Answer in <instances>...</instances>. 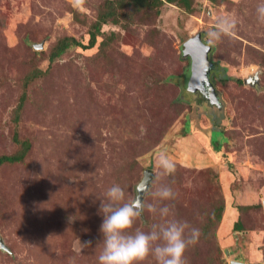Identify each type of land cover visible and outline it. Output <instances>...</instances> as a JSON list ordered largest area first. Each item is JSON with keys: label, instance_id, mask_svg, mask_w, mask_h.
I'll return each instance as SVG.
<instances>
[{"label": "rangeland", "instance_id": "obj_1", "mask_svg": "<svg viewBox=\"0 0 264 264\" xmlns=\"http://www.w3.org/2000/svg\"><path fill=\"white\" fill-rule=\"evenodd\" d=\"M105 1L0 0V155L16 150L15 133L31 144L23 162L0 167V240L9 249H0V264H97L100 199L113 184L135 198L146 169L154 179L143 203H157L151 192L167 184L175 199L161 205L200 233L223 199L209 238L185 252L188 264H264V22L255 11L264 0H194L193 14L163 3L104 25L93 48L71 47L50 62L58 39L88 43ZM218 15L236 29L211 46L209 60L221 69L210 79L216 106L186 89L181 47L198 32L206 43ZM34 69L43 73L15 123ZM256 73V86L245 82ZM221 132L226 142L215 151L209 136L222 142ZM161 151L175 164L171 175L156 167ZM158 222L145 208L130 231Z\"/></svg>", "mask_w": 264, "mask_h": 264}, {"label": "clouds", "instance_id": "obj_2", "mask_svg": "<svg viewBox=\"0 0 264 264\" xmlns=\"http://www.w3.org/2000/svg\"><path fill=\"white\" fill-rule=\"evenodd\" d=\"M76 2L81 6L84 4V0ZM255 11L257 19L264 22V3L258 4ZM235 29L234 19L218 15L206 32V46L231 36ZM156 167L162 176L175 172L174 162L163 151L156 156ZM143 190L142 186H137V191ZM151 195L157 203L145 205L139 198H127L119 184H113L106 190L98 209V215L103 217L99 229L103 239L96 247L99 249L97 264H143L149 256L155 259L156 264H188L185 252L198 242L200 229L185 220L176 219L172 205H161L160 202L175 199L170 186L162 184ZM145 208L158 215L160 222L151 224L148 231H130L135 221L142 217ZM80 246L83 248L88 245Z\"/></svg>", "mask_w": 264, "mask_h": 264}, {"label": "trees", "instance_id": "obj_3", "mask_svg": "<svg viewBox=\"0 0 264 264\" xmlns=\"http://www.w3.org/2000/svg\"><path fill=\"white\" fill-rule=\"evenodd\" d=\"M211 4L215 3H221L222 0H208ZM194 0H106L97 11V16L95 19L91 22L90 25V31H89V40L87 44H82L78 42L73 37L65 36L63 38L58 39L55 44L50 49V55L49 60L50 62L54 61L55 59L62 56L66 50H68L71 47H79L83 50L91 49L96 44V39L99 35L102 36V27L106 24H117L119 22V18H125L126 16L130 19L140 13L148 12L150 10H156L159 6H161L163 3L173 4L177 3L181 8L184 9V11L187 14H193L194 9H192ZM74 20L78 21V14L77 12H73ZM194 36H197L201 43L206 45V43L203 40V36L201 32L196 33ZM192 36V37H194ZM190 37V38H192ZM112 38V35L111 37ZM190 38L184 41L186 43ZM183 43V44H184ZM182 44V45H183ZM105 43L102 42V46H104ZM211 50L212 47L210 46ZM210 50V52H211ZM209 52V56H210ZM185 59V58H182ZM187 59V58H186ZM213 64L212 71L209 74V79H211V76L213 74H216L217 72H220L221 69L217 67L215 63ZM221 68V67H220ZM223 70V69H222ZM42 71L40 70H32L24 77L23 81V91L19 95L17 99V104L14 108V117L13 120L15 123L18 122L19 116L23 110L24 104L27 99V88L30 84H32L36 79H38L42 75ZM211 81V80H210ZM223 81V80H222ZM212 85L213 82L211 81ZM188 126V125H187ZM188 129V127H186ZM214 130V129H213ZM185 135L188 131L185 129L182 131ZM222 133V132H221ZM187 135V134H186ZM211 135V134H210ZM223 135V133H222ZM13 141L17 144V148L14 152L10 154H1L0 155V167L3 165H11L14 163H20L23 162L26 158L30 148L31 144L28 139H21L17 133L13 135ZM210 142L212 145H214V150L219 151L222 144L226 142V137L223 135V141H219V139L214 140L211 139V136H209ZM251 207L249 206H237V210L241 213L244 210H248ZM224 210V202L222 197L217 201L216 206L212 210V218L209 219L208 223L204 225V228L201 229L200 233V241H205V239L209 238L208 230L213 227L218 221H220L222 217V213ZM213 219V220H212ZM242 222L240 220L236 221L233 225L234 231H240L242 230Z\"/></svg>", "mask_w": 264, "mask_h": 264}, {"label": "water", "instance_id": "obj_4", "mask_svg": "<svg viewBox=\"0 0 264 264\" xmlns=\"http://www.w3.org/2000/svg\"><path fill=\"white\" fill-rule=\"evenodd\" d=\"M191 44L190 50L185 45ZM34 48H42V45ZM210 46H206L201 43L197 36L190 38L181 47V56L188 59V66L184 70L183 79L185 87L188 91H196L202 89V94L211 104L219 106L218 98L215 89L209 79L210 70L213 67L212 62L209 60ZM259 80L258 74L249 76L245 79V82L256 86ZM154 179V172L151 169H146L143 172V177L138 183L139 186L143 187V191H137L136 196L141 202H143L145 195L149 192L151 183ZM264 207V201L262 202ZM0 249L9 252V249L0 240ZM230 264H244L239 261H231Z\"/></svg>", "mask_w": 264, "mask_h": 264}, {"label": "bare ground", "instance_id": "obj_5", "mask_svg": "<svg viewBox=\"0 0 264 264\" xmlns=\"http://www.w3.org/2000/svg\"><path fill=\"white\" fill-rule=\"evenodd\" d=\"M185 47H186L187 49L190 50L191 44L185 45ZM197 90H198L200 93H202V89H197Z\"/></svg>", "mask_w": 264, "mask_h": 264}, {"label": "flooded vegetation", "instance_id": "obj_6", "mask_svg": "<svg viewBox=\"0 0 264 264\" xmlns=\"http://www.w3.org/2000/svg\"><path fill=\"white\" fill-rule=\"evenodd\" d=\"M212 68H213V67H212ZM212 68H211L210 72L212 71Z\"/></svg>", "mask_w": 264, "mask_h": 264}]
</instances>
